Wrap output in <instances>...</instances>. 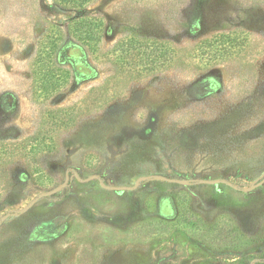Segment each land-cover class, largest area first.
<instances>
[{"label":"rangeland","instance_id":"rangeland-1","mask_svg":"<svg viewBox=\"0 0 264 264\" xmlns=\"http://www.w3.org/2000/svg\"><path fill=\"white\" fill-rule=\"evenodd\" d=\"M0 264H264V0H0Z\"/></svg>","mask_w":264,"mask_h":264},{"label":"trees","instance_id":"trees-1","mask_svg":"<svg viewBox=\"0 0 264 264\" xmlns=\"http://www.w3.org/2000/svg\"><path fill=\"white\" fill-rule=\"evenodd\" d=\"M72 1H74V0H68V2H72ZM81 2L79 3V6H82ZM74 25H76V26H74L76 30H78L79 32L80 31L83 32V35L85 38H89L90 35L88 32V27L90 26V24L86 18H83V19H80V20L74 22Z\"/></svg>","mask_w":264,"mask_h":264}]
</instances>
